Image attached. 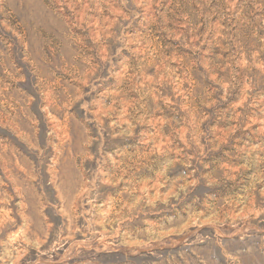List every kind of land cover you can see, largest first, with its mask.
<instances>
[{"label": "rangeland", "instance_id": "rangeland-1", "mask_svg": "<svg viewBox=\"0 0 264 264\" xmlns=\"http://www.w3.org/2000/svg\"><path fill=\"white\" fill-rule=\"evenodd\" d=\"M0 264H264V0H0Z\"/></svg>", "mask_w": 264, "mask_h": 264}]
</instances>
